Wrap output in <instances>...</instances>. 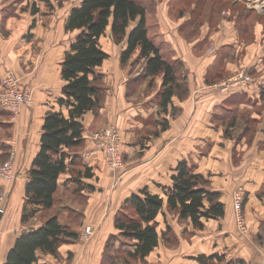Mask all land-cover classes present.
<instances>
[{
    "label": "crops",
    "instance_id": "0c3cea01",
    "mask_svg": "<svg viewBox=\"0 0 264 264\" xmlns=\"http://www.w3.org/2000/svg\"><path fill=\"white\" fill-rule=\"evenodd\" d=\"M28 1L0 0V90L2 80L13 74L32 101L16 115L0 108V165L14 154L16 176L12 184L0 179V264L24 232L56 215L79 240L62 246L58 257L38 252L35 264H102L109 238L118 234L116 216L127 199L144 189L165 203L157 218L159 246L145 264H198V256L216 254L225 257L224 264H264V13L247 9L242 0H135L146 10L149 38L165 61L178 65L185 82L186 95L172 99L178 114L159 115L163 76H142L140 50L122 66L127 40L116 44L108 29L100 44L109 58L95 70L102 80L103 106L84 115L83 144L68 151L92 170L94 177L81 181L93 191L68 190V172L60 178L53 209L23 226L28 172L40 151L45 116L67 113L58 104L62 64L76 34H66L64 26L80 2L72 7L66 2L60 9L49 0L50 11L42 1ZM241 71L254 82L219 88ZM164 118L169 128L162 132L157 124ZM107 127L121 138L124 168L117 175L92 140L93 133ZM183 161L209 181L207 190L218 193L225 207V216L206 222L201 231L167 206L165 191ZM238 189L244 192L245 235L234 212ZM85 228L92 236L84 237Z\"/></svg>",
    "mask_w": 264,
    "mask_h": 264
},
{
    "label": "trees",
    "instance_id": "16d2710c",
    "mask_svg": "<svg viewBox=\"0 0 264 264\" xmlns=\"http://www.w3.org/2000/svg\"><path fill=\"white\" fill-rule=\"evenodd\" d=\"M40 1L50 11L54 9L49 0ZM53 1L61 9L68 0ZM38 12L34 4L32 14ZM108 29L116 44L127 40L122 66H126L140 50L139 60L145 63L142 76H163L160 116L176 117L178 111L172 99L175 96L181 98L188 92L185 82L178 76V65L165 61L149 38L146 10L141 3L135 0H80L70 11L64 26L66 34H76L62 64L64 86L58 104L67 113L49 111L45 116L40 151L28 172L21 215L23 226L31 225L41 214L53 209L62 175L68 172L72 175L65 185L74 194L85 189L93 191L81 181L92 179V170L80 158H71L68 151L83 144L85 129L81 120L84 115L97 113L103 106L102 80L95 70L109 58L100 44ZM157 125L164 132L169 128V120L161 119ZM172 182V188L164 189L168 209L181 221H190L195 230L201 231L206 222L225 216L220 195L208 191L209 181L187 162L179 163ZM164 204L163 198L152 195L147 189L127 199L115 218L114 227L118 234L109 238L102 264H145L159 246L157 218L162 214ZM78 240L79 235L62 224L60 216L56 215L41 228L24 232L8 253L5 264H35L38 252L58 257L62 246ZM195 261L198 264H224L225 257L201 255ZM227 264L247 263L234 261Z\"/></svg>",
    "mask_w": 264,
    "mask_h": 264
},
{
    "label": "built area",
    "instance_id": "2783aa9c",
    "mask_svg": "<svg viewBox=\"0 0 264 264\" xmlns=\"http://www.w3.org/2000/svg\"><path fill=\"white\" fill-rule=\"evenodd\" d=\"M246 8L255 11L257 13H264V0H242ZM254 79L248 76L245 72L241 71L226 82L219 85L224 91L230 89H238L242 86L252 84ZM32 103L30 92L25 89L20 81L13 74H9L1 82L0 90V108L18 114L23 105H29ZM92 140L97 147L103 152L107 166L113 174H119L124 168L123 153L121 150V138L116 129L112 127L104 128L98 132L92 134ZM14 154H11L9 161L0 165V179L7 184H12L15 179V173L12 165V158ZM234 212L236 217L237 228L243 235L247 234V225L243 215L244 205V192L242 189H238L233 195ZM4 216V210L0 204V224L2 217ZM93 231L91 228H85L84 237L88 238L92 236Z\"/></svg>",
    "mask_w": 264,
    "mask_h": 264
},
{
    "label": "rangeland",
    "instance_id": "374dc122",
    "mask_svg": "<svg viewBox=\"0 0 264 264\" xmlns=\"http://www.w3.org/2000/svg\"><path fill=\"white\" fill-rule=\"evenodd\" d=\"M35 1H36V2H37V1L40 2V0H29V1L27 2V4L30 5V4H32V3H35ZM67 2H68V5H67V6H68V7H69V6L72 7V6H74L75 4H77V3L79 2V0H68Z\"/></svg>",
    "mask_w": 264,
    "mask_h": 264
}]
</instances>
